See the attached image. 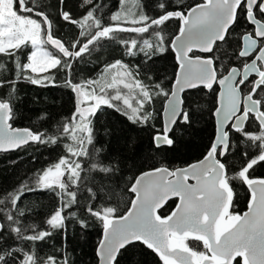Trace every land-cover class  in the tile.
I'll return each mask as SVG.
<instances>
[{
	"label": "trees",
	"instance_id": "16d2710c",
	"mask_svg": "<svg viewBox=\"0 0 264 264\" xmlns=\"http://www.w3.org/2000/svg\"><path fill=\"white\" fill-rule=\"evenodd\" d=\"M204 1L138 0L147 18L127 24L111 19L120 0H13L20 14L41 22L44 41L49 34L72 54L62 55L45 41L58 62L33 72L27 67L28 42L0 50V102L10 107L9 123L39 136L35 143L0 153V264H97L95 249L104 221L128 209L135 177L148 169L187 165L210 149L216 84L183 92L185 119L181 116L173 125L170 143L156 146L153 139L162 131V104L177 68L169 44L179 31L178 15ZM254 15L264 22L257 8ZM251 29L245 11L237 7L233 25L210 54L217 77L241 66V37ZM113 65L128 72L137 115H131L135 111L121 98H110L111 104L99 103L92 114L86 113L89 130L81 137L82 131L72 129L77 119H72L73 85L80 86L93 110L95 104L85 93L93 89L109 97L113 89L100 88L96 79ZM255 91L264 115V82ZM121 93L130 95L127 90ZM228 135L227 150L219 159L232 192L230 214L238 215L249 198L246 182L264 178V127L249 114L244 128L228 129ZM53 170L62 171L58 183L41 185L42 177ZM174 204L175 199L169 200L159 215L165 218ZM179 243L198 258L206 254L198 240ZM114 264L165 262L136 242L120 249Z\"/></svg>",
	"mask_w": 264,
	"mask_h": 264
},
{
	"label": "water",
	"instance_id": "95a60500",
	"mask_svg": "<svg viewBox=\"0 0 264 264\" xmlns=\"http://www.w3.org/2000/svg\"><path fill=\"white\" fill-rule=\"evenodd\" d=\"M241 3L245 5L248 22L254 27L253 36L247 33L241 39L239 56L246 57L257 49V40L264 38V23L253 14L256 5L264 13V0H206L178 15L179 31L169 44L177 68L162 104V131L153 139L156 146L170 143L168 134L173 125L181 116L185 119L183 92L216 84L211 147L199 160L187 165L172 170L161 166L135 177L128 209L104 221L95 249L97 264H114L118 251L136 242L149 247L165 264H233L236 259L241 264H264V178L246 182L249 191L246 209L231 215L232 192L224 178V165L215 154L216 150L220 157L225 154L229 138L226 129L228 126L241 129L246 111L264 127V116L257 101L250 94L242 98L239 91V85L250 75L260 74L256 83L264 80V41L241 69L232 66L220 77L216 76L210 57L214 44L221 42L233 25L235 10ZM45 41L49 48L62 55L72 54L49 34ZM257 59L262 62V72L256 66ZM72 90L75 105L72 119H75L92 108L85 104L86 98L78 84ZM241 103L244 109L239 113ZM10 117L8 103L0 102V153L35 143L39 137L27 127H12ZM262 155L264 159V151ZM172 199H175L173 208L165 218L161 217L159 210ZM180 239L204 243L206 254L198 258L194 251L179 243Z\"/></svg>",
	"mask_w": 264,
	"mask_h": 264
},
{
	"label": "rangeland",
	"instance_id": "374dc122",
	"mask_svg": "<svg viewBox=\"0 0 264 264\" xmlns=\"http://www.w3.org/2000/svg\"><path fill=\"white\" fill-rule=\"evenodd\" d=\"M147 16L140 12L138 7V0H120L119 9L116 10L112 16V21L122 22L127 24H136L146 20ZM24 42H28L31 47L29 54L27 67L33 72H42L54 67L58 59L53 55L45 45V41L42 36L41 22L28 15L20 14L13 6V0H0V50H8L16 47ZM98 86L104 88H112L110 96H101L95 94L92 89L91 92H87V99L95 104L93 110L89 113L92 114L94 109L99 103L111 104L110 98L120 99L121 101L133 108L135 111L132 116H136V108L134 104L135 88L132 82L129 80L128 72L122 68L121 65H113L107 68L103 74L96 79ZM165 89V88H163ZM121 90L129 91L130 95H124ZM88 115L77 117L74 120L72 129L79 134V136H85L89 130L87 124ZM62 171L53 170L46 173L40 180L41 185H55L58 183Z\"/></svg>",
	"mask_w": 264,
	"mask_h": 264
},
{
	"label": "flooded vegetation",
	"instance_id": "af4514ba",
	"mask_svg": "<svg viewBox=\"0 0 264 264\" xmlns=\"http://www.w3.org/2000/svg\"><path fill=\"white\" fill-rule=\"evenodd\" d=\"M237 7H241V8H243V10L245 11V15H246V13H247V11H246V9H245V5H244V3H241V4H239ZM258 9L259 10V7H258V5H256L255 6V8L254 9ZM260 11V10H259ZM261 12V11H260ZM262 13V12H261ZM253 14H254V10H253ZM262 14H264V13H262ZM255 16V15H254ZM256 18V17H255ZM258 19V18H257ZM246 20H247V17H246ZM258 20H260V19H258ZM261 21V20H260ZM261 22H263V21H261ZM247 23L249 24V25H251L252 26V29H251V31H249V32H246L245 34H249V35H251V36H253L254 35V27H253V25L252 24H250L249 22H248V20H247ZM264 23V22H263ZM244 35V34H243ZM242 35V36H243ZM241 39H242V37H241ZM263 41H264V38H261V39H258L257 40V49H259L260 47H261V45L263 44ZM240 48H241V44H240ZM257 49L255 50V51H253L250 55H248V56H246V57H241V58H243V63L241 64V66H239L238 68H242L247 62H249L255 55H256V53H257ZM240 51V50H239ZM239 55V54H238ZM256 66H257V68H258V70L260 71V72H262V62H261V60L260 59H257L256 60ZM237 67V66H236ZM260 76V74H258V75H250L249 77H247V79L244 81V82H242L240 85H239V91H240V93H241V96H242V98L245 96V95H247V94H250V97L253 99V100H256L257 101V99L256 98H254L253 97V93H255L256 91V89H258V87L264 82V80H262L261 82H259V83H256V80L258 79V77ZM238 81H240V79H238ZM255 91V92H254ZM257 103H258V101H257ZM86 104V103H85ZM88 105V104H87ZM90 106V105H89ZM216 107V106H215ZM92 108V107H91ZM243 104L241 103V107H240V111H239V113H241L242 111H243ZM258 109H259V104H258ZM261 113V112H260ZM253 115L252 113H250L249 111H246V119H247V116L248 115ZM254 116V115H253ZM264 116V115H263ZM255 117V116H254ZM246 119H245V122H246ZM256 119V118H255ZM257 120V119H256ZM245 122H244V124H243V127L241 128V129H234V128H231L230 126H228L227 127V132H228V129L229 130H242L243 128H244V125H245ZM259 123V122H258ZM228 137H229V135H228ZM229 139V138H228ZM216 152H217V154H216ZM215 154H216V156H217V158L219 159L220 158V156H219V150H216L215 151ZM220 160V159H219ZM221 161V160H220ZM222 163V162H221ZM223 164V163H222ZM225 168V167H224Z\"/></svg>",
	"mask_w": 264,
	"mask_h": 264
}]
</instances>
